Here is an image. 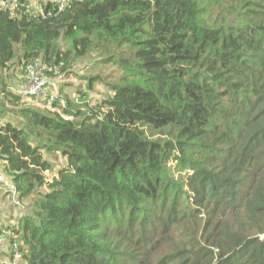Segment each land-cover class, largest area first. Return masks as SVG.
Wrapping results in <instances>:
<instances>
[{
	"label": "trees",
	"instance_id": "trees-1",
	"mask_svg": "<svg viewBox=\"0 0 264 264\" xmlns=\"http://www.w3.org/2000/svg\"><path fill=\"white\" fill-rule=\"evenodd\" d=\"M18 2L0 10L8 264H264V0ZM89 56L87 87L46 83L43 110L7 90L27 62L67 78Z\"/></svg>",
	"mask_w": 264,
	"mask_h": 264
},
{
	"label": "rangeland",
	"instance_id": "rangeland-1",
	"mask_svg": "<svg viewBox=\"0 0 264 264\" xmlns=\"http://www.w3.org/2000/svg\"><path fill=\"white\" fill-rule=\"evenodd\" d=\"M44 1H47V0H44ZM34 6H36L37 2L34 1L33 2ZM37 8L39 9V6H37ZM18 54H20L18 52ZM89 65H96L97 66V62L95 60V58L89 56L87 59H84V60H81V61H78V62H75L72 66V71H77L78 72V76L77 75H74V76H68L67 78H64V75L61 76V74H57V72L55 73L54 76L52 77H45V80L48 83H54V89H52V97L55 96L58 92V90H60L62 88V90L65 91H74L78 88V86H81V88H84L85 86L87 87V84L88 83H85L86 81H83L82 79L79 78V76H83L85 78H88V77H91L93 75H95L97 72L96 71H90L88 69V66ZM94 72V73H93ZM104 74L100 73V76L103 77L104 80L107 81L108 78H106L105 76H110L109 78L110 79H115L116 76L118 75V70L113 67V66H109L107 67L106 70H103ZM57 74V75H56ZM98 74V73H97ZM115 74V75H114ZM5 78H6V74H4ZM8 76V75H7ZM96 76V75H95ZM114 76V78H113ZM61 77V78H59ZM8 82L9 81H13L14 78H8L6 79ZM49 80V81H48ZM110 81V80H108ZM15 81L13 82H9L8 85L10 84H14ZM58 83V84H56ZM48 87H51L50 85H48ZM8 91H11L10 89H7ZM81 90V89H80ZM97 90H101V94H98V99H101V97H104V91L102 90V87H98ZM13 92V91H12ZM81 92V91H80ZM72 94V93H71ZM96 93H94L93 95H95ZM73 95V94H72ZM75 97L78 98V95L75 94ZM91 98L93 99L94 96H91ZM24 99V98H23ZM28 101H33L32 99L31 100H28ZM34 106L35 108H37L38 110H43V107H42V104H44V101L42 100H39V99H35L34 101ZM9 109H12L13 108L11 106L8 107ZM46 158L48 160H50L53 164V167L54 169H58V167L62 166V165H66V161L65 160H62L58 157H50L49 155H46ZM53 175H50V178L52 177ZM8 198L7 196V192L6 191H3V189H0V206H1V210H0V219L5 221L6 223L8 224H11L12 226H14L17 221H18V208L14 207L13 205V202L11 199H7L5 200V198ZM5 200V202H4ZM31 201L30 199H27V200H23V202H21V206L24 208L22 209V212L25 213L27 210H28V206L30 204ZM2 207H3V211H2ZM13 233V232H12ZM3 238L5 239V236H3ZM10 261H9V258L8 259H5V257H0V264H8ZM20 262H14V264H19Z\"/></svg>",
	"mask_w": 264,
	"mask_h": 264
},
{
	"label": "built area",
	"instance_id": "built-area-1",
	"mask_svg": "<svg viewBox=\"0 0 264 264\" xmlns=\"http://www.w3.org/2000/svg\"><path fill=\"white\" fill-rule=\"evenodd\" d=\"M18 0H0V10L8 11L10 15L18 8ZM64 2L60 0L57 5L58 10L63 8ZM45 67L39 60H34L25 63L21 70L17 71V84L8 86L11 92L15 93L20 98L28 99H39L45 100L47 97L46 93V80H45ZM0 189L7 192L8 199H11L13 205L19 206V201L17 199V190L15 186L0 172ZM0 233V250H6L7 248L13 250L14 258L18 260L20 258V253L17 246L12 243L8 244V238L5 239ZM8 244V245H7ZM15 260V261H16Z\"/></svg>",
	"mask_w": 264,
	"mask_h": 264
},
{
	"label": "crops",
	"instance_id": "crops-1",
	"mask_svg": "<svg viewBox=\"0 0 264 264\" xmlns=\"http://www.w3.org/2000/svg\"><path fill=\"white\" fill-rule=\"evenodd\" d=\"M31 2H32V0H31ZM13 78H14L15 83H14V84H10V85H8V86H12V85H16V84H17V72H16V75L13 76ZM7 199H8V198L6 197L5 200H7ZM5 200H4V202H5ZM0 208H1V206H0ZM0 210H1V209H0ZM2 211H3V207H2ZM18 215H19V213H18ZM0 221L3 222V224L5 225V227H3V228L11 227V226H12L11 224H8V223H6L5 221H3V220H1V219H0ZM7 245H8V244H7ZM6 250H8V249H6ZM1 252H2V251H1ZM7 253H8V251L5 252L4 254H3V253H0V257H2V258L5 257V259H8Z\"/></svg>",
	"mask_w": 264,
	"mask_h": 264
}]
</instances>
